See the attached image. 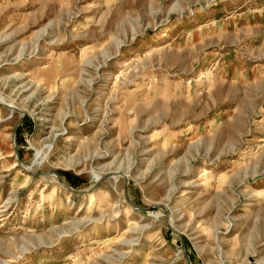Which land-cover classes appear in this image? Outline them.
Instances as JSON below:
<instances>
[{
  "label": "rangeland",
  "instance_id": "1",
  "mask_svg": "<svg viewBox=\"0 0 264 264\" xmlns=\"http://www.w3.org/2000/svg\"><path fill=\"white\" fill-rule=\"evenodd\" d=\"M0 264H264V0H0Z\"/></svg>",
  "mask_w": 264,
  "mask_h": 264
},
{
  "label": "bare ground",
  "instance_id": "2",
  "mask_svg": "<svg viewBox=\"0 0 264 264\" xmlns=\"http://www.w3.org/2000/svg\"><path fill=\"white\" fill-rule=\"evenodd\" d=\"M167 34L165 33V32H163V33H161L160 35H159V38L160 37H164V36H166Z\"/></svg>",
  "mask_w": 264,
  "mask_h": 264
}]
</instances>
